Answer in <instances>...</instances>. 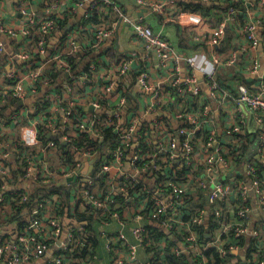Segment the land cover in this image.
<instances>
[{
  "label": "built area",
  "instance_id": "1",
  "mask_svg": "<svg viewBox=\"0 0 264 264\" xmlns=\"http://www.w3.org/2000/svg\"><path fill=\"white\" fill-rule=\"evenodd\" d=\"M186 1L207 4L214 9L210 16H204L197 11L182 9L175 0H134V3L158 16L164 24L173 23L183 31L199 29L193 39L198 46L192 55L179 52L161 30H153L145 15L128 18L116 0H71L67 13L76 14L81 10L82 18L94 14L99 18L106 15L109 20L114 17L109 22L110 27L106 23L108 20L92 26V46L89 48L99 47L114 32L119 21L130 24L133 37L145 51L143 56L134 53L123 56L101 70L97 64L90 63L87 65L89 76L87 72L75 75L69 69L66 55L80 60L78 47L73 45L75 28L64 39V45L70 46L52 49L53 53L47 46L64 14L58 12L59 2L53 0L49 6L38 10L33 0H19L18 9L23 17L20 26L15 28L0 23V33L23 38L22 46L6 59L9 62L2 73L6 81L2 91L11 90L12 95L23 102L29 93L54 84L56 79L46 72L51 66L58 69V76L66 79L62 89H58L60 92H45L38 100V103L47 101L50 104L48 109L57 104L49 117L46 119V111L21 126L18 142L29 153L23 167L20 163L25 155L21 154L17 164L22 171L17 169V173L23 180L38 186L51 185L57 175L63 179L74 178V186L61 191L70 193L69 190L73 189L80 215L85 212L89 215V209L94 219H100L98 225L110 220L119 224L116 237L121 248L108 244L110 264H167V254L177 256L180 253H185L194 264H208L210 259L204 254L208 248L218 253L221 260L218 264H237V257L242 254L239 252L245 248V264H264V220L253 222L251 217L254 207L264 212V75L257 77L251 85L237 76L242 74L246 78V70L251 75L257 74V52L264 58V0ZM215 18H219L216 26L205 24ZM80 25L83 27L82 20ZM229 30H236L235 41L233 46L222 50ZM239 37L244 40L242 44L236 42ZM3 50L0 43V55ZM38 56L42 58L40 61ZM154 65L162 73L157 81L150 78V69ZM222 72L227 77L222 78ZM115 80L118 87L114 86ZM8 82L11 85H7ZM70 82L97 87L108 111L99 115V110L103 109L100 98L89 99L83 105L86 112L78 111L77 97L68 95L72 91ZM132 82L146 94L145 101L135 110L128 108L127 100ZM183 89L199 102L197 109H176L177 103L174 102ZM205 97L207 102L201 101ZM63 101L66 107L61 106ZM56 111L62 114L59 121L55 118ZM249 112L254 119L253 131H248ZM17 118L20 120L13 113L9 123H17ZM216 119H223L228 125L229 142L217 137ZM88 120L90 124L86 125ZM59 124L61 128H58ZM96 124L111 128L115 137L110 147L99 146L104 136ZM40 126L54 134L62 130L65 142L70 144L80 132H85L92 143L86 142L81 147L71 144L72 151L80 155L79 160L72 158L68 167L51 168L47 154L49 149L56 147L51 140L45 143L40 140ZM5 130V120L0 118V131L8 134ZM202 131L206 132L204 139L200 138ZM9 142L13 143V140L0 143V175L6 178L11 169L4 160L16 151ZM32 149L38 150L37 156L30 155ZM67 154L60 156L66 159ZM82 157L89 159L83 171ZM95 157L97 162L93 163ZM90 164H94L93 170L87 173ZM157 168H163L165 176L161 179L154 174ZM180 168L185 172L177 176L176 170ZM84 174L90 175L82 179ZM136 179L142 184L140 191L146 190L144 193L133 192V198L137 199H133L131 207L126 205L127 218L116 211L121 204L115 196L121 193L129 198L126 182ZM143 182L148 186L144 187ZM192 183L205 191L212 203L210 207H198L192 212L187 209L184 199L191 195L198 197L195 195L197 188L186 194ZM3 193L1 184L0 196H4ZM232 195L235 196L234 204L230 201ZM59 199L60 196L54 193L34 209L31 220L19 229L13 241L0 234V264H32L51 246H56L58 251L47 264H77L73 261V251L77 245H85L84 239H77L84 228L78 226L65 231L59 217L44 214ZM2 202L4 199L0 197ZM7 202H4L5 206ZM210 212L216 228L209 235L210 239L203 242L198 228L206 222V215ZM226 212L232 214L226 216ZM146 222L160 228L167 238L154 244L144 235ZM128 225L131 239L124 233ZM177 234L182 239H178ZM169 240H173V244H169ZM139 250L145 252L147 262L139 260Z\"/></svg>",
  "mask_w": 264,
  "mask_h": 264
},
{
  "label": "crops",
  "instance_id": "2",
  "mask_svg": "<svg viewBox=\"0 0 264 264\" xmlns=\"http://www.w3.org/2000/svg\"><path fill=\"white\" fill-rule=\"evenodd\" d=\"M53 0H33L35 7L38 10H41L52 2ZM59 2V6L57 7L59 13H64L63 17L61 18L60 22H58L56 29L51 34L50 38L48 39L47 46H49L50 50L61 48V46H70V45H64V39L67 33L75 28V34L73 37V45L78 47V51H81L84 55L83 62L86 64L94 63L98 65V70H101L104 67H107L117 61L119 58L126 56L128 54H136L138 56H143L145 54V51L141 47V43H139L132 35L131 26L130 24L121 23L119 21L116 27L114 28V32L108 37L104 42H102L99 47L97 48H89L88 46H92V34L93 31L91 30L92 25H88V27H81L80 22L82 20V14L83 12L79 10L76 14H70L67 13V9L71 3V0H57ZM119 2L122 11L125 12L128 18L132 19L135 16L139 15H145L148 22L151 24V27L153 30H161L163 35L173 44L177 47L179 52L187 55H192L196 49V45L193 41L194 37L196 36L197 31H200L199 29L193 30V31H183L179 26L173 24V23H162L160 18L154 14L148 13V11L143 8L142 6H139L134 3V0H116ZM177 3L179 0H175ZM18 2L19 0H0V23L6 26H13L15 28L19 27L22 23L23 17L18 9ZM114 20V19H113ZM264 20V18H263ZM110 22L106 21L108 24ZM108 26H111V23L108 24ZM195 31V32H194ZM263 31V27H262ZM234 32L236 30L228 31L225 34V40H229L232 44L234 43ZM195 33V34H194ZM243 38L239 37V39H236L237 44H242ZM0 43L4 47L3 52L0 55L1 65H0V89L2 86L6 84V81L3 78V71H6L7 66V57L11 56L17 49L18 46H22L23 44V38H12L8 36L7 34L0 33ZM223 45V43H222ZM257 58H258V67L259 70L257 74L251 75L249 74L248 70H246V79L248 82L246 84L251 85V83L254 82V80L257 79L260 75H264V58H261V55L257 52ZM40 61V60H38ZM2 63H5V66L2 65ZM199 75H201L200 72H197ZM161 71L157 66H153L150 69V78L152 81L160 80ZM65 77L58 76L54 82L53 85L50 87H41L38 89L35 93H29L28 97L23 101H18L17 107L12 106L11 110H15L14 114H19L20 118H25L28 116V112L31 114L29 120H26V124L30 123L34 118H38L40 114H37L35 116L34 113L31 112V110L28 108L29 106H33L40 98L43 97V94L45 92H60L58 90V87L65 84ZM256 83V82H255ZM118 82L115 80V85L118 87ZM80 87V85H78ZM82 92L78 98V105L83 106L88 102L89 99H96L100 98L102 102V108L99 110V113H103L105 111H108L107 103L101 98L102 94L100 95V92L97 87L95 86H86L83 90H80ZM205 94V92H204ZM84 96V97H83ZM205 96V95H204ZM146 94L143 93V91L140 89L137 83L132 82L130 84L129 92L127 95L128 100V108L131 109H138L140 105H142V102L145 101ZM178 101V102H177ZM190 101V93L183 89L181 90L178 95L177 99L174 103H177L175 105L176 109L178 110H191V109H197L199 102L195 99L196 103L194 105H191L189 103ZM201 101L207 102V98H201ZM57 107V104H54L51 109H47L48 116L49 117L50 111L54 110ZM90 111V110H89ZM56 115V121H59L62 116L61 112L55 113ZM166 118L170 121V123H173V120L170 116H167L165 114ZM171 118V120L169 118ZM28 118V117H27ZM10 129H19L20 125H16L14 123L8 124ZM215 132L218 138H221L225 142H229L228 140L230 137L227 135L228 132V125L223 122V119L219 120L216 119L214 123ZM58 128H61V125H58ZM7 133L8 131L5 130ZM44 133H46V130L44 129ZM9 134V133H8ZM46 138L51 139L53 141H57V144H55L54 149H49L47 154V160L50 162L51 168H62L61 166L68 167V162H71V160L64 159L62 156H60L62 153H69L71 154L74 159H78L80 155L78 153H74L71 149V144L66 143L67 141L63 138L62 130L59 129L57 133H53L50 136H47ZM18 139V138H17ZM66 141V142H65ZM245 145V144H244ZM61 147L62 149H60ZM34 153L31 155H38V150L32 149ZM71 151L73 153H71ZM253 154V153H252ZM23 155L27 156L23 153ZM64 155V154H63ZM8 157V156H7ZM255 158L256 156L253 155ZM89 159H84L82 157V162L80 161L82 167V171L86 169L87 164L86 161ZM9 163L8 165L11 169L10 176L8 178L2 177L0 175V182L3 186V195H5L8 191H19L22 190L24 193H26L25 197L27 198V191L31 193L33 191V188L36 186L33 184V182L22 179L23 177L19 173H14L15 170L19 169L17 160L14 156V153L11 152L9 159H6ZM79 162V161H78ZM94 161L93 163H96ZM94 165V164H93ZM93 165L91 164L88 166L87 173H91L93 170ZM55 170V169H54ZM90 174H84V177L82 179H85ZM22 179L23 181H21ZM62 177L57 175L54 179V186L56 187L57 191L60 192L62 188H69L70 186H74L75 181L71 180L70 182H62ZM83 183H79L80 185ZM63 185V186H62ZM62 186V187H61ZM70 193L64 191L61 194L63 195L58 201H56L53 206H49L46 210L45 215L47 214L50 216H56L60 218V222L62 225V228L67 231L69 228H79L78 226H81L84 228V230L81 231V233L77 236V239H84L85 245H77L74 248L73 251V258L75 263L77 264H110V253L108 251V244L112 243L114 246H117L119 249L121 248V245L119 244L118 238L116 237L117 232L119 231V225L116 222H109L104 225H97L95 232L90 231V227L92 224V221L87 217V215L82 216L80 215V210L78 207V203H75L74 199L75 197L73 189L69 190ZM66 194V195H65ZM5 200L6 196H0ZM25 199H20V201H25ZM208 200V199H207ZM235 200V196L232 195L230 197L231 203H233ZM209 201V200H208ZM6 202V201H5ZM11 201L7 202L6 207L3 208L5 210V214H0L2 216V220H0V234L2 235V238H6L10 241H13L15 238L17 232H19L20 224L17 220L10 221V214L12 213L11 209ZM235 203V202H234ZM233 203V204H234ZM57 205L59 206V209L56 208ZM208 206V205H206ZM205 207V206H204ZM37 208V204L32 203L30 206H26L22 208L20 211V215L22 217V220L24 224H28V222L31 220L33 216V210ZM52 208V209H50ZM56 208V209H55ZM80 216V217H79ZM252 221L258 222L259 220H264V212L260 211L259 208L254 207L251 213ZM85 220V221H83ZM259 223V222H258ZM25 226V225H24ZM216 228V227H215ZM214 228V229H215ZM212 231V230H211ZM210 231V232H211ZM125 235L131 239V233L129 228L124 229ZM206 240L210 239V236H205ZM264 237V234H263ZM263 243V252H264V241ZM57 247L51 246L50 250L40 258L36 259L32 264H47V261L50 260L51 256L56 253ZM242 251V252H241ZM239 253V256L237 257V264H245L246 259V248L242 249ZM121 256H125V254H121ZM137 257L139 260L143 262H147L148 258L143 250H139Z\"/></svg>",
  "mask_w": 264,
  "mask_h": 264
},
{
  "label": "trees",
  "instance_id": "3",
  "mask_svg": "<svg viewBox=\"0 0 264 264\" xmlns=\"http://www.w3.org/2000/svg\"><path fill=\"white\" fill-rule=\"evenodd\" d=\"M178 4L182 7V9L184 10H189V11H197L201 14H203L204 16H210L211 14V10L214 9L213 6L207 5V4H200V3H194V2H189L186 0H179ZM113 18L110 19V21ZM61 19L58 20V22H60ZM102 21H106L109 19L105 16L99 18L96 14L91 15L90 17L87 18H82V23H83V28L88 27V25H92V26H97L101 23ZM228 32V31H226ZM262 35H264V23H263V31H262ZM223 49L225 50L226 48H228L229 46H233V44L227 39L223 41V45H222ZM51 53H53V50H51ZM80 55V60H77L75 56L72 55H66L67 57V61L69 64V69L70 72H74L75 75H78L80 73H84L87 72V74L90 76L91 74L88 73V67L86 63L83 62L84 59V55L82 54L81 51H78V53ZM47 74L49 77L56 79L58 76V69L54 66H51L50 68H47ZM237 76H239L240 78H245V76H243L242 74H237ZM246 82L247 79H246ZM7 85H11L10 82L7 83ZM70 85L72 87V91L69 92V97L71 96H79L82 92H80V90H83L86 85L83 86H78L76 84H71ZM58 89H62V86L58 87ZM169 89V88H168ZM171 90V89H169ZM84 97V96H83ZM78 98V97H77ZM195 98L190 96V101L189 103L191 105L195 104ZM17 103L18 100L12 95V91L9 89H6V92H3L2 89H0V118L5 120V124H8L10 122L9 118L10 116L14 113L15 110H11L12 106L17 107ZM49 103L48 102H41V103H37L35 105V107L37 108V110H34V114L35 116L37 114L40 113H44L46 112V110L49 107ZM61 106L66 107V103L65 101H63V103L61 104ZM76 109L78 111L82 112H86L84 110V107L81 105H77ZM32 112V111H31ZM105 113H100L99 115H104ZM30 113L28 112V117H30ZM45 116H47V113H45ZM24 119L21 117L19 122L21 123L20 125H24L22 124ZM90 124V120L86 121V125ZM184 126H187V123H183ZM96 126L98 127L99 130L102 131L104 139L102 142H100L99 146L101 148H108L112 145L113 140H114V133L112 132L110 127H106V126H100L99 124H96ZM96 126H94V128L96 129ZM40 130V140L42 142H46L47 138H46V134L44 133V128L43 127H39ZM9 135L10 134H2V132L0 131V143L2 144L5 141H9ZM206 137V132L202 131L200 133V138L204 139ZM246 137V135H245ZM13 143H10L11 148H15L16 151H14V156L16 158V160L19 162L20 160V156L22 153L26 154L27 156H23L22 158V162L20 163V166L23 167L25 165V159L26 157H28V149L24 146H22L19 142L18 139H12ZM92 143L91 140H88V134L85 132H80L79 136L75 139H73L71 141V144L76 146V147H81L83 146L85 143ZM246 150V148H245ZM31 153H34L31 152ZM31 155V154H30ZM31 158V157H30ZM66 159L71 160L72 161V156L71 154H67L65 156ZM5 163H7L9 165V163L7 161L4 160ZM158 164H160V162H158ZM164 168V167H163ZM163 168L162 170L160 168H157L156 171H154V174H156L158 176V179H161L165 176L163 172ZM22 169H18V172H21ZM177 176H181L184 172L185 169L184 168H180L177 169ZM14 173H17V170L14 171ZM99 180V179H98ZM104 182L100 183L99 185L102 186ZM0 186H1V182H0ZM107 186V185H105ZM143 186L147 187L148 184L143 182ZM92 187V186H91ZM142 188V184L138 182V180H130L129 182H126V191H127V195L129 196V198L127 199L126 197H124L123 194L118 193L115 196V199L117 202H119L122 205H129V207L132 206V202L133 199H137V198H133V192H140V193H144L146 189L140 191V189ZM196 187L195 184H189L186 190V194L192 192V190H194ZM28 195L27 198L25 197L26 193H24V191L19 190V191H8L4 196L6 201H11V209H12V213L9 215L10 216V221L12 222L13 220H17L20 224V228L24 224L22 217L19 216L20 215V211H22L21 209L26 207V206H30L32 203L37 204V205H43V203H45L49 197L54 194L57 193L59 196H61L62 191H60V193L57 191L55 186L49 185V186H38L36 185L33 188V191H31V193L29 191H27ZM147 194V193H146ZM66 195V194H65ZM195 195L193 196L191 195L190 197H187L186 199H184L185 203H186V207L187 209L192 212L194 209L198 208V207H202L205 205H210L211 203L207 200L206 196H205V191L200 190L199 188L196 189L195 191ZM150 198V194L148 195ZM25 201H20V199H25ZM4 200V202H5ZM2 202L0 203V214H5L3 208L5 206V203ZM89 212V215L87 212L82 213L81 215L85 217V215H87V217L92 221L91 227H90V231L95 232L94 230H96V226L98 225V222L100 219H94L92 217V215L90 214V210H87ZM116 211L118 212L119 215L122 214V208H117ZM216 227V222L214 220V217L212 214H208L206 217V222L202 225L199 226L198 228V235L200 236L201 240L204 242L206 240V237L204 236L205 232L210 233L211 230H213ZM30 232H33L32 230H30ZM204 232V233H203ZM144 235L148 236V238L150 240H152L154 242V244H156L157 241H160L162 238H167L166 234L158 227H155L149 223H145L144 224ZM176 237L178 239H182V236L177 234ZM199 238V239H200ZM169 244H173V240H169ZM152 248H155L154 246ZM204 254L210 259L208 264H218L220 263V258L218 256V253L216 252L215 249L213 248H208L204 251ZM166 263L167 264H194V262L191 260L190 257H188L185 253H180L177 256L173 255V254H167L166 256Z\"/></svg>",
  "mask_w": 264,
  "mask_h": 264
},
{
  "label": "rangeland",
  "instance_id": "4",
  "mask_svg": "<svg viewBox=\"0 0 264 264\" xmlns=\"http://www.w3.org/2000/svg\"><path fill=\"white\" fill-rule=\"evenodd\" d=\"M113 19H114V17H113ZM218 20H219V18H215L213 21H209V20H207L206 22H205V24H208V26H210V27H213L214 25L216 26L217 25V22H218ZM187 31H193V30H187ZM185 32V31H184ZM195 32V31H194ZM195 34V33H194ZM222 50H224L223 48H222ZM37 59H39V60H41L42 58L41 57H37ZM237 61V60H236ZM224 70H227V69H224ZM221 77L222 78H224V77H227L226 76V73H223L222 72V74H221ZM3 87V86H2ZM1 87V88H2ZM19 101V100H18ZM21 102V101H20ZM47 102V101H46ZM38 103V101L33 105V106H29L28 108L32 111V113H34V110L36 109L37 110V108L35 107V105ZM27 112H29L28 110H27ZM15 113V112H14ZM44 114V113H43ZM14 116H16V117H20L19 116V114H17V115H15L14 114ZM28 116H26L25 118L27 119V120H29V119H31L30 117H28ZM17 120H18V122L17 123H15L16 125H20L21 123L19 122V119L17 118ZM26 122V120L24 119V121H23V123L22 124H26L25 123ZM8 124H10V123H8ZM8 124H6V127H7V131H8V133L10 134L9 135V139H16V138H19V135H20V132H21V126L22 125H20L19 126V129H15V130H13V129H10V127L8 126ZM46 137H47V135L48 136H50L51 134H53V133H50V132H47L46 131ZM49 140H51V139H48L47 138V141H49ZM51 141H53V140H51ZM54 142V144H57V141H53ZM72 153V152H71ZM72 156V155H71ZM72 158H74L73 156H72ZM48 163H50L49 161H47ZM70 179V181L71 180H74V178H72V177H70V178H66V179H63L62 178V180H64L65 182L64 183H66V182H70V181H68ZM52 186H54V184L52 183L51 184ZM63 186V185H62ZM61 186V187H62ZM63 195H61L60 196V198L62 197ZM206 196V195H205ZM206 198L208 199V197L206 196ZM128 199V198H127ZM209 200V199H208ZM210 202V201H209ZM211 203V202H210ZM44 204V203H43ZM212 204V203H211ZM211 204L210 205H208V206H206L205 205V207H210L211 206ZM39 205H37V207H38ZM6 207V206H5ZM204 207V206H203ZM120 208H122V216L123 215H127L128 217L127 218H129V214H127V211H126V208H128L126 205H122L121 204V207ZM4 212H5V210H4ZM208 214H211V212L210 213H208ZM207 214V215H208ZM232 214V212H230V213H228V212H226V216H229V215H231ZM3 215V214H2ZM207 215H206V217H207ZM213 215V214H212ZM214 217V216H213ZM122 218V217H121ZM0 220H2V216H0ZM215 220V219H214ZM83 221H85V220H83ZM110 222H115V221H111L110 220ZM216 222V221H215ZM117 223V222H116ZM118 224V223H117ZM102 225V224H101ZM119 225V224H118ZM129 226L130 225H128V227L127 228H129ZM126 229V228H125ZM130 230V229H129ZM212 232V231H211ZM211 232L210 233H208V232H205L204 234L206 235V236H209L210 234H211ZM131 233V232H130ZM169 236V235H168ZM131 238H132V236H131Z\"/></svg>",
  "mask_w": 264,
  "mask_h": 264
},
{
  "label": "water",
  "instance_id": "5",
  "mask_svg": "<svg viewBox=\"0 0 264 264\" xmlns=\"http://www.w3.org/2000/svg\"><path fill=\"white\" fill-rule=\"evenodd\" d=\"M18 38H22L21 36H18ZM65 76H68V74L66 73ZM90 111H92V107L89 106L88 108ZM253 115L251 112L248 113V131H253L254 129V122H253ZM48 136V135H47ZM96 159V157L92 160V162H94V160ZM70 181V179L68 180ZM62 182H65V181H62Z\"/></svg>",
  "mask_w": 264,
  "mask_h": 264
}]
</instances>
